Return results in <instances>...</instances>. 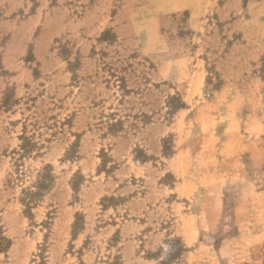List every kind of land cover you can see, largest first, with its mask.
Masks as SVG:
<instances>
[{"label":"rangeland","instance_id":"374dc122","mask_svg":"<svg viewBox=\"0 0 264 264\" xmlns=\"http://www.w3.org/2000/svg\"><path fill=\"white\" fill-rule=\"evenodd\" d=\"M165 263L264 264V0H0V264Z\"/></svg>","mask_w":264,"mask_h":264},{"label":"trees","instance_id":"16d2710c","mask_svg":"<svg viewBox=\"0 0 264 264\" xmlns=\"http://www.w3.org/2000/svg\"><path fill=\"white\" fill-rule=\"evenodd\" d=\"M166 263H167V262H166ZM166 263H165V264H166Z\"/></svg>","mask_w":264,"mask_h":264}]
</instances>
